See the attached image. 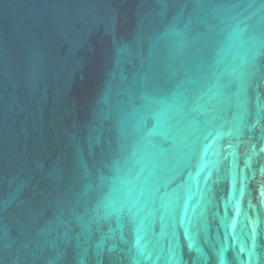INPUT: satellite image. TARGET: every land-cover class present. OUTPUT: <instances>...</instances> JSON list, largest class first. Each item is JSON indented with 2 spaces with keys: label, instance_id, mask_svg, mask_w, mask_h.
Wrapping results in <instances>:
<instances>
[{
  "label": "water",
  "instance_id": "obj_1",
  "mask_svg": "<svg viewBox=\"0 0 264 264\" xmlns=\"http://www.w3.org/2000/svg\"><path fill=\"white\" fill-rule=\"evenodd\" d=\"M0 264H264V0H0Z\"/></svg>",
  "mask_w": 264,
  "mask_h": 264
}]
</instances>
